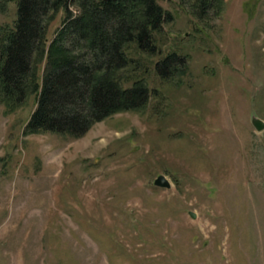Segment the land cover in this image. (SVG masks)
<instances>
[{
    "label": "rangeland",
    "instance_id": "374dc122",
    "mask_svg": "<svg viewBox=\"0 0 264 264\" xmlns=\"http://www.w3.org/2000/svg\"><path fill=\"white\" fill-rule=\"evenodd\" d=\"M157 2L172 15L157 51L128 44L117 72L147 84L143 106L74 137L25 132L36 91L0 101V264H264V129L251 122L264 121V0ZM63 15L46 18V50ZM16 17L0 0V26ZM172 51L187 67L163 78L155 62Z\"/></svg>",
    "mask_w": 264,
    "mask_h": 264
},
{
    "label": "trees",
    "instance_id": "16d2710c",
    "mask_svg": "<svg viewBox=\"0 0 264 264\" xmlns=\"http://www.w3.org/2000/svg\"><path fill=\"white\" fill-rule=\"evenodd\" d=\"M197 1L202 12L212 3ZM16 4L13 27L0 26V101L13 110L30 90L37 92L26 133L79 137L93 123L119 110L139 108L151 97L143 80L124 86L117 72L130 63L128 44L150 54L157 51L154 33L172 19L157 0H16ZM58 9L64 11L62 22L46 50V18ZM43 57L39 81L37 64ZM186 67V56L175 51L155 62L163 78Z\"/></svg>",
    "mask_w": 264,
    "mask_h": 264
},
{
    "label": "water",
    "instance_id": "95a60500",
    "mask_svg": "<svg viewBox=\"0 0 264 264\" xmlns=\"http://www.w3.org/2000/svg\"><path fill=\"white\" fill-rule=\"evenodd\" d=\"M251 122L253 126L258 130L261 131L264 129V121L260 119L259 117H252ZM154 184L159 187H164L168 188L170 187V182L166 178L165 175L159 174L155 179H154ZM193 216V215H192Z\"/></svg>",
    "mask_w": 264,
    "mask_h": 264
}]
</instances>
